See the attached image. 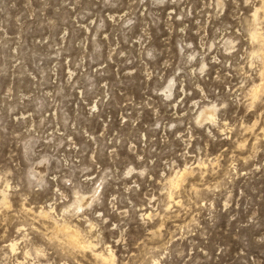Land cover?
I'll return each instance as SVG.
<instances>
[{"label":"rangeland","instance_id":"obj_1","mask_svg":"<svg viewBox=\"0 0 264 264\" xmlns=\"http://www.w3.org/2000/svg\"><path fill=\"white\" fill-rule=\"evenodd\" d=\"M250 2L0 0V264H264Z\"/></svg>","mask_w":264,"mask_h":264},{"label":"snow or ice","instance_id":"obj_2","mask_svg":"<svg viewBox=\"0 0 264 264\" xmlns=\"http://www.w3.org/2000/svg\"><path fill=\"white\" fill-rule=\"evenodd\" d=\"M245 4H248V8H253L254 5L250 2V0H244ZM257 3L259 4V11L264 13V0H257ZM247 10V9H246ZM253 16H255V12L253 13ZM250 36L252 39H255V33H250ZM262 42H264V36L261 37ZM253 56H255V53H253ZM249 69H251V72H246L245 77H247V82L243 85H238V87H242L246 91V97L245 99L248 101L250 105L255 103V108L259 109V116L255 120H251V116L255 115V108L252 109L250 116L248 119L251 120V127H257V125L260 126L261 132H264V57L261 58V63L259 70L257 71L256 67L249 63L247 65ZM231 117H226L224 119V124L227 125L229 121L231 120ZM240 127L244 128L245 131L248 130V126L241 123ZM239 146V145H238ZM194 179V177H193ZM176 186L175 184L173 185ZM71 195V194H70ZM172 196H168V200H172ZM67 199V198H66ZM176 203H179V201H176ZM7 207V205H5ZM171 207V205H169ZM51 211V209H49ZM67 211V210H66ZM77 212L80 211L79 208L76 209ZM97 215H99L97 213ZM81 221L79 226L72 227V228H65L64 230L66 232H70V238L76 242V248L81 250L77 252L78 256H84L83 264H99L98 261H89L87 257V253H92L93 255H99L98 252H94L93 248L95 246H91L90 242H81V241H87L88 234L91 233L92 229L96 227L95 223L92 221H88L87 224H85V219L83 217H77ZM113 228L116 227L115 224L112 225ZM19 231V229H17ZM104 248L106 249V256L101 257V259H107L110 264H117V262L112 257V249L105 245ZM39 255H43V252H39ZM27 255V253H26ZM58 264H81V260H61L58 261ZM151 264H161L160 261H151ZM166 264V262H164Z\"/></svg>","mask_w":264,"mask_h":264},{"label":"bare ground","instance_id":"obj_3","mask_svg":"<svg viewBox=\"0 0 264 264\" xmlns=\"http://www.w3.org/2000/svg\"><path fill=\"white\" fill-rule=\"evenodd\" d=\"M254 12H255V15H256V13H257V9L255 8L254 9ZM253 12V13H254ZM253 18H255V16L253 17ZM254 20V19H253ZM256 28H254V29H252L251 30V32H249V33H255V39L254 40H256L257 41V43H259L260 45H262L263 47L261 48V49H259V52H258V54L260 55V56H262V57H264V42H262V40H261V37L262 36H264V35H262V34H260L258 31H256L255 30ZM250 35V34H249ZM251 37V36H250ZM251 39H252V37H251ZM210 108H205V109H203V110H201V112H200V114H199V117H201L202 116V114H206L207 115V117L206 118H209V119H212V116H213V110H214V107L213 106H209ZM183 170H185V168L183 169ZM182 171V170H181ZM187 171V170H186ZM186 171H185V173H186ZM183 173H184V171H182V172H178V173H175V175L173 176V178L171 177V179L169 180V182H170V185L171 186H173L174 184L177 186V184H178V182H179V180L182 178V175H183ZM181 181V180H180ZM2 200V199H1ZM4 200V199H3ZM4 203V202H3ZM40 212V211H39ZM46 213V212H45ZM44 213V214H45ZM57 222V221H56ZM55 227V226H54ZM65 228H71L70 226H68V225H66V224H62L61 225V230L63 231ZM59 229V228H58ZM57 229V230H58ZM65 231V230H64ZM63 231V232H64ZM55 232V231H54ZM66 232V231H65ZM67 234V236H68V238H67V241L69 240V243H71L72 244V246L73 245H75L76 246V242H74L71 238H70V232H66ZM65 237V236H64ZM81 242H85V243H87V242H90V245L91 246H95V244H93L91 241H89V240H87V241H81ZM10 248H12L14 245H13V242L12 243H10ZM14 248V247H13ZM93 251L94 252H98L99 253V255H93L94 257H96L97 259H99L101 262H105L106 263V261L107 262H109L107 259H101V257H105L106 256V254H104V252H101V251H95V249L93 248ZM112 254V253H111ZM112 257H113V254H112ZM110 263V262H109Z\"/></svg>","mask_w":264,"mask_h":264}]
</instances>
